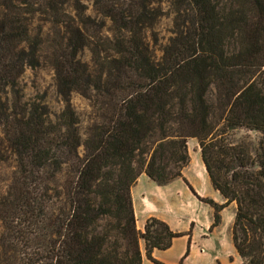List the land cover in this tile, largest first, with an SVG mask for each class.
Returning <instances> with one entry per match:
<instances>
[{
  "label": "trees",
  "instance_id": "1",
  "mask_svg": "<svg viewBox=\"0 0 264 264\" xmlns=\"http://www.w3.org/2000/svg\"><path fill=\"white\" fill-rule=\"evenodd\" d=\"M45 49L60 112L21 86ZM189 139L240 264H264V0H0V264H142L141 241L162 264L183 234L139 230L132 189L183 177Z\"/></svg>",
  "mask_w": 264,
  "mask_h": 264
},
{
  "label": "rangeland",
  "instance_id": "2",
  "mask_svg": "<svg viewBox=\"0 0 264 264\" xmlns=\"http://www.w3.org/2000/svg\"><path fill=\"white\" fill-rule=\"evenodd\" d=\"M166 2V0H156ZM92 10L93 0H83ZM170 20L163 19L157 30L160 36L168 35ZM44 61L35 70H29L21 80V86L29 100H39L55 111L62 110L63 103L55 88L54 74L48 50ZM86 51L84 57L89 58ZM74 107L81 118L88 110L87 101L80 94L73 96ZM190 162L183 169V177L166 185H158L147 175H142L134 186L135 208L142 227L150 219L168 224L175 233L183 236L173 240L167 250H156L154 257L162 264H240L233 242L232 227L236 217L235 207L220 212L216 221L215 208L207 200L222 204V196L213 187L204 166L196 139H189ZM11 169L0 171V191L6 185ZM189 239L191 246L187 254ZM187 254V255H186ZM142 264H155L145 255Z\"/></svg>",
  "mask_w": 264,
  "mask_h": 264
},
{
  "label": "crops",
  "instance_id": "3",
  "mask_svg": "<svg viewBox=\"0 0 264 264\" xmlns=\"http://www.w3.org/2000/svg\"><path fill=\"white\" fill-rule=\"evenodd\" d=\"M143 175H145V174H143ZM217 192H218V191H217ZM218 193H219V192H218ZM219 194H220V193H219ZM132 195H133V207H134L135 215H136V218H137V227H138L139 230L143 231L145 225H144V227H142L140 221L138 220V215H137V213H136L134 187H133V189H132ZM220 195H221V194H220ZM222 198H223V197H222ZM221 203H224V199H223V201H222ZM229 207H235V209H236V204L233 203V204H231ZM141 249H142V252H143V258H144V255H145V252H144V243H143L142 241H141ZM155 253H156V251L153 253V257H154V254H155ZM236 253H237V252H236ZM154 258H155V257H154Z\"/></svg>",
  "mask_w": 264,
  "mask_h": 264
}]
</instances>
